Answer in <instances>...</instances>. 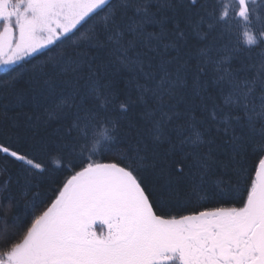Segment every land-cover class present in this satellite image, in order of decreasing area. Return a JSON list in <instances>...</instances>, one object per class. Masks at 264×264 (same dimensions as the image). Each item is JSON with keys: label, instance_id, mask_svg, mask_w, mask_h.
I'll list each match as a JSON object with an SVG mask.
<instances>
[{"label": "trees", "instance_id": "1", "mask_svg": "<svg viewBox=\"0 0 264 264\" xmlns=\"http://www.w3.org/2000/svg\"><path fill=\"white\" fill-rule=\"evenodd\" d=\"M263 155L264 0H108L0 71V264L87 167L178 220L244 208Z\"/></svg>", "mask_w": 264, "mask_h": 264}, {"label": "rangeland", "instance_id": "2", "mask_svg": "<svg viewBox=\"0 0 264 264\" xmlns=\"http://www.w3.org/2000/svg\"><path fill=\"white\" fill-rule=\"evenodd\" d=\"M107 1L0 0V71L48 47ZM187 223L154 217L127 171L91 166L69 179L5 264H204Z\"/></svg>", "mask_w": 264, "mask_h": 264}, {"label": "flooded vegetation", "instance_id": "3", "mask_svg": "<svg viewBox=\"0 0 264 264\" xmlns=\"http://www.w3.org/2000/svg\"><path fill=\"white\" fill-rule=\"evenodd\" d=\"M244 208L202 213L182 220L195 249L206 255L204 264H252L256 254L251 242L252 228H243ZM181 220V219H180Z\"/></svg>", "mask_w": 264, "mask_h": 264}, {"label": "water", "instance_id": "4", "mask_svg": "<svg viewBox=\"0 0 264 264\" xmlns=\"http://www.w3.org/2000/svg\"><path fill=\"white\" fill-rule=\"evenodd\" d=\"M243 228H252L251 242L256 254L252 264H264V155L255 173V188L245 204Z\"/></svg>", "mask_w": 264, "mask_h": 264}]
</instances>
